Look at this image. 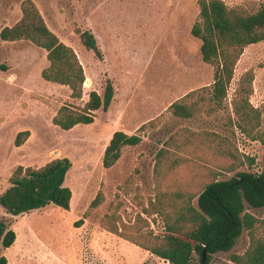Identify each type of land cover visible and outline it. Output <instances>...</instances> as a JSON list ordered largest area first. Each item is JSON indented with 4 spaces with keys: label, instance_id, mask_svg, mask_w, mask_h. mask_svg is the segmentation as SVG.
<instances>
[{
    "label": "rangeland",
    "instance_id": "obj_1",
    "mask_svg": "<svg viewBox=\"0 0 264 264\" xmlns=\"http://www.w3.org/2000/svg\"><path fill=\"white\" fill-rule=\"evenodd\" d=\"M23 1L0 0V29L21 18ZM31 1L59 41L76 53L85 83L82 98L72 99L67 87L41 78V71L48 66L44 50L29 41H0V195L16 167L38 168L66 158L71 168L64 184L72 197L69 210L49 205L11 217L0 207V220L8 221L16 236L13 245L0 255L6 264H163L149 252L102 230L99 221L109 213L111 204L120 203L118 213L125 226L138 225L143 231L164 234L160 218L144 215L142 207L155 195V155L179 129L220 135L227 140L231 156H218L204 146L190 150L187 168L168 183H185L195 190L208 182L209 171L220 173L217 179L225 180L237 172L262 170L264 147L232 124V101L240 78L252 72L249 102L253 108L263 105L264 41L244 49L223 110L210 118L198 114L177 119L167 107L212 83L213 69L202 62L200 42L190 34L198 0ZM222 1L228 7L250 11L264 4V0ZM84 32L94 36L99 56L84 45ZM108 83L113 87L112 102L107 110L94 112L92 124L69 131L53 125L61 106L82 107L91 91L103 96ZM151 120L158 125L140 133L141 143L124 148L115 165L104 169L102 156L112 134L122 131L132 135ZM23 131L29 136L16 147L15 137ZM263 131L264 119L255 133ZM238 162L241 165L236 170H223ZM98 190L103 192L104 202L89 209ZM247 212L258 220L256 233L264 236V207L247 208ZM144 222L149 227H144ZM247 247L248 235L243 231L230 251L212 255L209 264H232L230 256L243 254Z\"/></svg>",
    "mask_w": 264,
    "mask_h": 264
},
{
    "label": "trees",
    "instance_id": "obj_2",
    "mask_svg": "<svg viewBox=\"0 0 264 264\" xmlns=\"http://www.w3.org/2000/svg\"><path fill=\"white\" fill-rule=\"evenodd\" d=\"M197 6L198 15L190 34L200 42L202 62L213 69L212 83L187 93L167 107V112L177 119H191L198 114L210 118L223 110L236 64L244 49L264 41V4L253 11L228 7L222 0H198ZM20 12L21 18L15 24L0 29V41H29L44 50L48 66L41 71V78L67 87L72 99H81L85 74L74 50L59 41L31 0L20 4ZM82 37L84 45L99 56L94 36L84 32ZM253 80L252 72H246L238 82L232 101L235 118L232 124L264 147V131L255 133L264 119V103L260 108H253L249 102ZM112 99L113 87L108 83L103 96L91 91L82 107L61 106L52 123L63 131L77 125H90L94 121V112L107 110ZM157 125L158 121L151 120L132 135L115 131L103 152V168L114 166L124 148L140 144V133ZM28 136V131L18 133L15 146L20 147ZM226 143V139L213 132L179 129L157 151L154 163L155 195L147 207H142V213L160 218L163 235L143 231L138 225L125 226L118 213L120 203L111 204L109 213L99 221L100 228L149 252L163 264H196V256L199 257L197 264H202V251L207 259L205 264H209L212 255L230 251L242 232L246 231L248 247L241 255H231V263L264 264V236L256 233L258 220L247 212V208L264 207V154L263 168L259 173L237 172L229 179L219 180L220 173L209 171L208 182L195 190L185 183H168L170 177L187 168L189 156H192L190 150L204 146L212 148L218 156H231ZM239 165L241 163L238 162L223 170L231 172ZM70 168L71 163L66 158L53 159L38 168L16 167L8 179V188L0 195V207L11 217L49 205L69 210L72 193L64 182ZM103 202L104 194L98 190L89 209H95ZM80 223H75V226ZM144 224V227H149L148 223ZM15 238L9 222L1 219L0 252L10 248ZM0 264H6V258L1 255Z\"/></svg>",
    "mask_w": 264,
    "mask_h": 264
},
{
    "label": "water",
    "instance_id": "obj_3",
    "mask_svg": "<svg viewBox=\"0 0 264 264\" xmlns=\"http://www.w3.org/2000/svg\"><path fill=\"white\" fill-rule=\"evenodd\" d=\"M205 257H206L205 252L202 251V253H201V263L202 264H205Z\"/></svg>",
    "mask_w": 264,
    "mask_h": 264
}]
</instances>
